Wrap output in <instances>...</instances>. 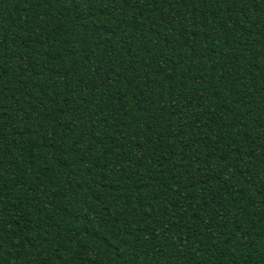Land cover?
<instances>
[{
  "label": "trees",
  "instance_id": "16d2710c",
  "mask_svg": "<svg viewBox=\"0 0 264 264\" xmlns=\"http://www.w3.org/2000/svg\"><path fill=\"white\" fill-rule=\"evenodd\" d=\"M0 264H264V0H0Z\"/></svg>",
  "mask_w": 264,
  "mask_h": 264
}]
</instances>
